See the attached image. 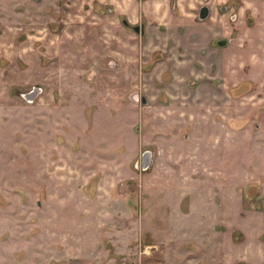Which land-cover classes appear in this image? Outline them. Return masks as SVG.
Instances as JSON below:
<instances>
[{
    "label": "rangeland",
    "instance_id": "obj_1",
    "mask_svg": "<svg viewBox=\"0 0 264 264\" xmlns=\"http://www.w3.org/2000/svg\"><path fill=\"white\" fill-rule=\"evenodd\" d=\"M240 8L0 0V264H264V22Z\"/></svg>",
    "mask_w": 264,
    "mask_h": 264
},
{
    "label": "crops",
    "instance_id": "obj_2",
    "mask_svg": "<svg viewBox=\"0 0 264 264\" xmlns=\"http://www.w3.org/2000/svg\"><path fill=\"white\" fill-rule=\"evenodd\" d=\"M237 1L240 2V5H241L240 9L243 15H245V12L249 11L250 16L252 17V19H254L255 22L262 21V20L264 22V0H237ZM126 2L130 3L129 1H126ZM161 7H159V9L153 8V11L161 12V9H160ZM252 70L260 71L261 73H263L264 72L263 63L256 64V66H254Z\"/></svg>",
    "mask_w": 264,
    "mask_h": 264
},
{
    "label": "flooded vegetation",
    "instance_id": "obj_3",
    "mask_svg": "<svg viewBox=\"0 0 264 264\" xmlns=\"http://www.w3.org/2000/svg\"><path fill=\"white\" fill-rule=\"evenodd\" d=\"M208 15H209V12H208ZM208 17V16H207ZM198 18H199V12H198ZM134 31L136 32V33H141L142 32V30L140 29V28H137V27H134ZM203 80V79H202ZM201 82H203L204 84H206V83H208V81L207 80H203V81H201ZM214 84V83H213ZM217 90V89H216ZM40 92H41V89L39 90ZM234 92V91H233ZM33 93H35V91H31L30 93H29V95L31 94H33ZM220 92H218V95L217 96H215V98H216V100H222V97H220ZM232 95L234 96V93H232ZM189 96V95H188ZM189 97H191V95L189 96ZM135 98H137V96L135 97ZM214 104H216L215 102H214ZM202 109H198V112H202L201 111ZM235 112H231L230 113V115H233ZM155 123V120H151V124H154ZM195 125L197 126V130H196V132H197V134L199 135V134H202L203 133V125L201 124V123H195ZM191 127V128H193V126H194V123H192L191 125H188V124H186L185 123V125H184V127ZM232 148V146H227V147H225L224 149H219L218 150V153H220L221 151H223V156H224V160L226 161V154H227V152H228V149H231ZM234 150H236L235 149V147L233 148ZM237 151V150H236ZM236 161V160H235ZM227 163V162H226ZM226 163H225V165H226Z\"/></svg>",
    "mask_w": 264,
    "mask_h": 264
},
{
    "label": "water",
    "instance_id": "obj_4",
    "mask_svg": "<svg viewBox=\"0 0 264 264\" xmlns=\"http://www.w3.org/2000/svg\"><path fill=\"white\" fill-rule=\"evenodd\" d=\"M207 16H208V9L206 7H201L199 10V19L203 20L207 18ZM29 96H31V94Z\"/></svg>",
    "mask_w": 264,
    "mask_h": 264
},
{
    "label": "bare ground",
    "instance_id": "obj_5",
    "mask_svg": "<svg viewBox=\"0 0 264 264\" xmlns=\"http://www.w3.org/2000/svg\"><path fill=\"white\" fill-rule=\"evenodd\" d=\"M135 100H137V98H135Z\"/></svg>",
    "mask_w": 264,
    "mask_h": 264
}]
</instances>
